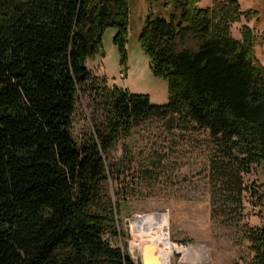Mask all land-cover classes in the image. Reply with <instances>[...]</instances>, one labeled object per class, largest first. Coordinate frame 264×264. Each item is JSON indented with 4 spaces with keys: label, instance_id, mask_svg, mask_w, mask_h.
<instances>
[{
    "label": "trees",
    "instance_id": "obj_1",
    "mask_svg": "<svg viewBox=\"0 0 264 264\" xmlns=\"http://www.w3.org/2000/svg\"><path fill=\"white\" fill-rule=\"evenodd\" d=\"M198 1L160 0L144 17L137 40L167 83V103L155 105L86 65L111 26L126 71L128 0H0V264H141L111 243L123 197L113 199L109 180L117 142L145 120L178 116L207 129L216 178L234 195L241 172L264 163V64L251 27L231 34V23L257 11ZM81 98L98 114L78 139ZM247 239V264H264V225Z\"/></svg>",
    "mask_w": 264,
    "mask_h": 264
},
{
    "label": "rangeland",
    "instance_id": "obj_2",
    "mask_svg": "<svg viewBox=\"0 0 264 264\" xmlns=\"http://www.w3.org/2000/svg\"><path fill=\"white\" fill-rule=\"evenodd\" d=\"M131 30L127 37V69L119 65L120 55L113 43L115 27H107L101 37L102 51L89 57V70L106 79L107 85L147 94L155 105L167 103V83L156 77L149 60L140 47L137 36L149 10L159 9L160 0H128ZM213 0H199L198 6ZM240 10H256L257 20L231 23V34L240 39L243 24L256 35L255 55L264 64V0H238ZM120 73L123 75L120 76ZM86 98L77 101L72 114V132L78 139L92 126L97 113ZM96 112V113H95ZM98 114V113H97ZM111 161L118 170L117 180L110 178V189L121 199L117 215L120 237L111 243L136 259L139 247L130 229L135 216L160 213L165 215L170 254L168 264H247L253 256L247 239L249 230L264 225V201L259 198L264 189V163L251 164L241 172V191L232 194L233 187H222L216 178L213 139L205 128L189 119L152 118L133 126L116 144ZM113 199L118 196L111 193ZM128 221L130 234L126 232ZM150 229H157L153 221ZM179 248L187 250L185 261ZM191 250V251H189Z\"/></svg>",
    "mask_w": 264,
    "mask_h": 264
},
{
    "label": "bare ground",
    "instance_id": "obj_3",
    "mask_svg": "<svg viewBox=\"0 0 264 264\" xmlns=\"http://www.w3.org/2000/svg\"><path fill=\"white\" fill-rule=\"evenodd\" d=\"M165 217V215L160 214L135 216L130 223V229L137 239V241L131 243V248H140L147 243L154 244L160 258V264H168V256L170 254ZM156 220L160 222V226L157 229H150L149 225ZM177 251L183 255L182 261H185L187 250L179 248Z\"/></svg>",
    "mask_w": 264,
    "mask_h": 264
},
{
    "label": "water",
    "instance_id": "obj_4",
    "mask_svg": "<svg viewBox=\"0 0 264 264\" xmlns=\"http://www.w3.org/2000/svg\"><path fill=\"white\" fill-rule=\"evenodd\" d=\"M156 215L160 213H154ZM126 232L130 234L128 221H126ZM141 264H160V258L157 253L156 246L152 243L144 244L139 248Z\"/></svg>",
    "mask_w": 264,
    "mask_h": 264
},
{
    "label": "built area",
    "instance_id": "obj_5",
    "mask_svg": "<svg viewBox=\"0 0 264 264\" xmlns=\"http://www.w3.org/2000/svg\"><path fill=\"white\" fill-rule=\"evenodd\" d=\"M123 74L122 73H120V76H122Z\"/></svg>",
    "mask_w": 264,
    "mask_h": 264
}]
</instances>
